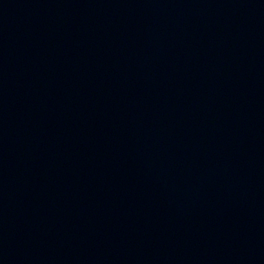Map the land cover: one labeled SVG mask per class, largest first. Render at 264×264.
Returning <instances> with one entry per match:
<instances>
[{"label": "water", "instance_id": "95a60500", "mask_svg": "<svg viewBox=\"0 0 264 264\" xmlns=\"http://www.w3.org/2000/svg\"><path fill=\"white\" fill-rule=\"evenodd\" d=\"M0 264H264V0H0Z\"/></svg>", "mask_w": 264, "mask_h": 264}]
</instances>
